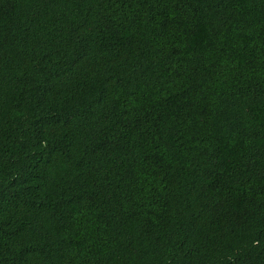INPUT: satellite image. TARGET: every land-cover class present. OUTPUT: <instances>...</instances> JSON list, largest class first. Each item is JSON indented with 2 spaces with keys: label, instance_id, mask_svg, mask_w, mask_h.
Here are the masks:
<instances>
[{
  "label": "trees",
  "instance_id": "trees-1",
  "mask_svg": "<svg viewBox=\"0 0 264 264\" xmlns=\"http://www.w3.org/2000/svg\"><path fill=\"white\" fill-rule=\"evenodd\" d=\"M0 264H264V0H0Z\"/></svg>",
  "mask_w": 264,
  "mask_h": 264
}]
</instances>
